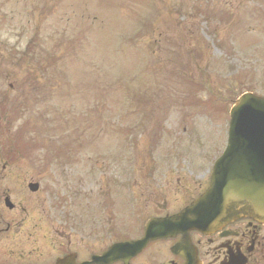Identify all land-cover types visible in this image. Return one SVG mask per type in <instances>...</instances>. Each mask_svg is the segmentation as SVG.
Instances as JSON below:
<instances>
[{
	"label": "rangeland",
	"instance_id": "1",
	"mask_svg": "<svg viewBox=\"0 0 264 264\" xmlns=\"http://www.w3.org/2000/svg\"><path fill=\"white\" fill-rule=\"evenodd\" d=\"M246 91L264 96V0H0V150L88 234L140 231L125 187L152 158L158 183L205 181Z\"/></svg>",
	"mask_w": 264,
	"mask_h": 264
},
{
	"label": "flooded vegetation",
	"instance_id": "2",
	"mask_svg": "<svg viewBox=\"0 0 264 264\" xmlns=\"http://www.w3.org/2000/svg\"><path fill=\"white\" fill-rule=\"evenodd\" d=\"M4 151L0 150V264H264V226L248 220L209 232L143 234L147 221L176 215L193 202L205 190V181L192 187L152 181L126 186L117 172L106 177L105 193L115 199L121 192L117 186L136 188L130 200L141 202L143 225L136 234H88L77 214L66 209L57 192L46 190L48 184L40 183L33 168H25L23 161L14 167L22 155L9 151L11 160Z\"/></svg>",
	"mask_w": 264,
	"mask_h": 264
},
{
	"label": "water",
	"instance_id": "3",
	"mask_svg": "<svg viewBox=\"0 0 264 264\" xmlns=\"http://www.w3.org/2000/svg\"><path fill=\"white\" fill-rule=\"evenodd\" d=\"M243 216L264 223V98L250 93L229 111L226 147L212 167L208 189L176 217L148 222L145 234L209 231Z\"/></svg>",
	"mask_w": 264,
	"mask_h": 264
}]
</instances>
